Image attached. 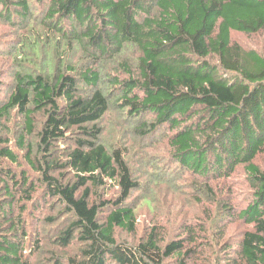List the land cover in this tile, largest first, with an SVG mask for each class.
<instances>
[{
	"label": "trees",
	"instance_id": "trees-1",
	"mask_svg": "<svg viewBox=\"0 0 264 264\" xmlns=\"http://www.w3.org/2000/svg\"><path fill=\"white\" fill-rule=\"evenodd\" d=\"M0 17L23 28L12 59L39 60L33 68L13 61L0 121L13 112L23 117L18 145L42 178L40 190L2 170L0 264H40L42 242L29 240L30 203L37 212L60 207L71 217L51 238L63 252L81 244L69 264H190L211 256L213 231L225 237L233 224L237 235L222 243L221 261L264 264V56L232 37L264 32V0H0ZM3 79L0 73V90ZM111 104L125 113L117 125L133 129L136 139L162 126L173 131L164 140L170 160L198 178L195 227L182 220L172 234L159 218L137 244L119 240L118 232L137 229L129 203L140 184L129 145L101 138ZM37 113L44 120L32 142ZM76 132L79 138L70 137ZM0 159L18 161L2 135ZM239 167L251 189L244 208L233 184L217 186ZM109 182L119 191L105 199ZM216 212H229L226 223L215 224ZM52 253L50 261L62 264Z\"/></svg>",
	"mask_w": 264,
	"mask_h": 264
},
{
	"label": "rangeland",
	"instance_id": "rangeland-1",
	"mask_svg": "<svg viewBox=\"0 0 264 264\" xmlns=\"http://www.w3.org/2000/svg\"><path fill=\"white\" fill-rule=\"evenodd\" d=\"M38 5V4H37ZM40 6V5H39ZM42 7V6H40ZM23 28H19L16 25H9L7 21H4L0 17V73L4 78V86L0 90V104L6 100L8 94L13 89V82L10 79V74L15 70L14 60L22 63L26 68H33L34 63L39 60L33 55L27 56L25 59H12L11 51L17 45L20 39ZM232 37L238 43L246 46L250 49L258 50L264 56V32H259L252 35H245L242 33L233 32ZM33 56V59H30ZM38 60V61H37ZM31 62V63H29ZM125 113L119 109L117 105L111 104L109 112L103 118L99 126L102 129L101 138L103 142L112 145L119 139L122 142H126L130 148V162L131 170L135 178L139 181L140 188L135 190L130 199V205L134 207L138 216V226L135 233L129 234L126 232H118V238L121 241H125L129 244L135 245L144 239L148 233V230L159 218H165L164 223L166 229L174 234L182 225V220H186L191 226L196 224V220L201 216V206L193 208L192 202L199 198L194 192L196 182L198 178L194 177L188 171H181L178 165L172 163L168 156V147L164 141L167 136L173 133L170 128L162 126L156 132L157 134L151 138L136 139L138 137L134 134L133 129L122 128L117 124L121 123V117H124ZM154 119V116H147V122ZM44 120L43 113L36 114V132L29 137L28 141H36L37 130L41 127ZM137 120H135L136 122ZM24 124L22 116L13 112L9 118H5L0 121V135L9 139V145L18 155L17 162H11L7 159H0V195L5 194V174L2 170L10 171L14 173L17 179L25 176L29 178L32 183L36 184L37 189L40 187L41 175L38 171L33 169L24 157L25 150L18 144L20 137L21 126ZM132 124V123H131ZM73 138H79L80 132H76L74 135H70ZM74 143H70L73 145ZM145 155V156H143ZM163 156H167L163 159ZM262 168H264V157L258 159ZM154 162V163H152ZM66 175L69 172H65ZM71 174L68 175L70 177ZM171 180V181H170ZM176 180V181H173ZM176 182V183H175ZM213 184H216L215 181ZM233 184V190H235V201L237 205L244 208L251 200V189L246 183L245 174L241 167H239L234 173L232 178L227 180H220L218 182V188H229ZM9 185L12 187L10 181ZM118 189L114 188L109 182L108 190L105 195V199H110L118 194ZM227 190L222 193L225 194ZM23 191L20 194L22 199ZM35 195L40 196L41 192L36 191ZM44 201V200H43ZM40 202V199L37 201ZM56 206V204H54ZM37 203L28 204V222L31 236L39 238L42 242V249L35 256L40 264H53L50 260L54 258L53 251L60 257L64 258L62 264H69L68 256L79 257L80 243L75 242L71 245L70 250L63 252L53 245L51 238L55 236L62 226H67L71 217L63 214L60 207L45 208L40 212L36 211ZM60 211V213H59ZM229 212H219L215 224L226 223V218ZM39 216L43 221L39 220ZM50 218L51 221L49 220ZM215 225V229L217 227ZM239 224H233L227 226L226 236H221L220 232L213 231L212 241L214 243L213 253L207 255V258L194 260L190 264H224L222 258H224V249L222 243L228 238V234L231 233L237 235L235 228ZM34 234V235H33ZM38 235V236H37ZM210 247V245H208ZM110 262V261H108ZM114 264V263H109Z\"/></svg>",
	"mask_w": 264,
	"mask_h": 264
}]
</instances>
